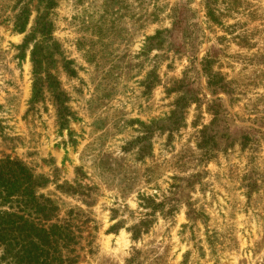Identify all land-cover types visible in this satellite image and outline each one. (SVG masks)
<instances>
[{"label": "rangeland", "instance_id": "rangeland-1", "mask_svg": "<svg viewBox=\"0 0 264 264\" xmlns=\"http://www.w3.org/2000/svg\"><path fill=\"white\" fill-rule=\"evenodd\" d=\"M47 1L0 0V161L56 206L70 264H264V0H50L35 77Z\"/></svg>", "mask_w": 264, "mask_h": 264}, {"label": "trees", "instance_id": "trees-1", "mask_svg": "<svg viewBox=\"0 0 264 264\" xmlns=\"http://www.w3.org/2000/svg\"><path fill=\"white\" fill-rule=\"evenodd\" d=\"M50 6L51 2L48 0L45 12L37 18L34 30L41 37V42L34 44L31 50L35 77L41 73L51 55L48 46L44 44L50 36V24L47 20ZM23 17L21 13L15 23L17 30L21 32L25 24ZM207 17L213 22L217 21L210 10L207 11ZM32 36L33 34L27 36L24 43L28 44ZM159 36L160 32H157L149 40ZM214 60L212 55L207 54L202 58L200 66L207 89L211 94L218 95L225 88L221 76L211 70ZM37 80L35 79L33 87V100L38 95ZM219 101L220 98L212 101L211 125L222 120L223 108ZM37 186L33 175L20 161L11 158L0 161V264H70L71 260L64 256L63 249L71 240V230L67 225L59 224L56 220V206L49 199L37 195Z\"/></svg>", "mask_w": 264, "mask_h": 264}]
</instances>
